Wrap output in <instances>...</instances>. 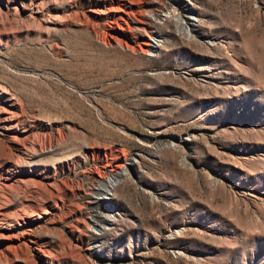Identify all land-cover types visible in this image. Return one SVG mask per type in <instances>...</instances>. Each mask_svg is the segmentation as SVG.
Instances as JSON below:
<instances>
[{"label":"rangeland","instance_id":"374dc122","mask_svg":"<svg viewBox=\"0 0 264 264\" xmlns=\"http://www.w3.org/2000/svg\"><path fill=\"white\" fill-rule=\"evenodd\" d=\"M6 111L0 264H264V0H0Z\"/></svg>","mask_w":264,"mask_h":264},{"label":"bare ground","instance_id":"6f19581e","mask_svg":"<svg viewBox=\"0 0 264 264\" xmlns=\"http://www.w3.org/2000/svg\"><path fill=\"white\" fill-rule=\"evenodd\" d=\"M192 20V19H191ZM119 26V25H117ZM122 30V28H121ZM147 40L143 42V47H139V51L141 53H144L146 55H150L153 51H155L157 49V45L155 43V38L154 35H149L147 36ZM14 103V102H13ZM13 116L11 114L10 111H6L5 113H3V115L1 116V126L4 127V129H8V123L12 120ZM18 118V117H17ZM12 123V122H11ZM116 184L115 180H110L108 183V186L103 190V195L101 196L102 200L105 201H109L110 197L109 196V190L112 186H114ZM2 203V202H1ZM1 214H0V219H1ZM95 226L98 227V229H102L103 227H100V225L95 224ZM0 229H1V223H0ZM42 255L45 256V253L43 251H40Z\"/></svg>","mask_w":264,"mask_h":264}]
</instances>
